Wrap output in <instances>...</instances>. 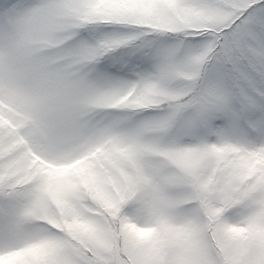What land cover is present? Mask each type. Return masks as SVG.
Here are the masks:
<instances>
[{
  "label": "snow or ice",
  "instance_id": "obj_1",
  "mask_svg": "<svg viewBox=\"0 0 264 264\" xmlns=\"http://www.w3.org/2000/svg\"><path fill=\"white\" fill-rule=\"evenodd\" d=\"M0 264H264V0H0Z\"/></svg>",
  "mask_w": 264,
  "mask_h": 264
}]
</instances>
